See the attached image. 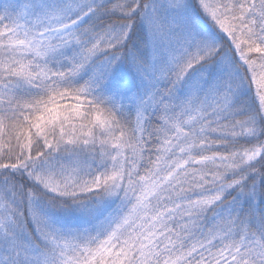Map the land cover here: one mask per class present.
<instances>
[{
	"label": "snow or ice",
	"instance_id": "1",
	"mask_svg": "<svg viewBox=\"0 0 264 264\" xmlns=\"http://www.w3.org/2000/svg\"><path fill=\"white\" fill-rule=\"evenodd\" d=\"M0 264H264V0H0Z\"/></svg>",
	"mask_w": 264,
	"mask_h": 264
}]
</instances>
